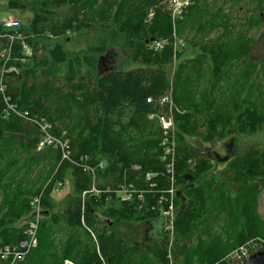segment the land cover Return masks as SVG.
<instances>
[{
    "label": "trees",
    "instance_id": "trees-1",
    "mask_svg": "<svg viewBox=\"0 0 264 264\" xmlns=\"http://www.w3.org/2000/svg\"><path fill=\"white\" fill-rule=\"evenodd\" d=\"M161 1L6 0L8 11L32 14L19 31L28 35L33 50L21 64L25 57L14 46L11 65L20 73L6 77L7 94L20 109L44 117L53 134L68 139L74 158L88 156L92 164H105L97 174L100 188L115 187L124 177L142 186L143 173L163 170L159 128L147 119L155 104L146 103L170 85L166 68L172 64V44L154 51L151 42L171 41V16L156 6L146 23L149 9ZM253 1L255 13L238 25L237 34L233 33L237 25L220 9L219 14L209 13L208 28L221 32L208 42L200 39L208 28L202 30L205 20L197 16L207 0H194L177 22L179 36L188 27L201 34L197 42L189 39L199 53L180 61L172 80L174 102L184 111L175 116V264H213L249 238H264V222L256 211L259 185L264 183V148L237 149L217 172L213 162L219 160L213 161L208 149L186 140L199 137L214 145L228 139L236 147L237 136H252L264 127V85L257 81L264 73V57L249 58L255 41L246 35L260 24L264 0ZM62 7L67 13L59 18ZM94 23L106 34L82 55L69 56L54 42L67 29L79 32ZM117 48L122 65L131 61L141 67L123 70L104 65L103 56ZM2 111L0 96V246L25 238L26 223L15 224L29 216L30 197L41 195L43 215L37 248L17 264H63L66 259L77 264H168L159 211L137 212L131 203L108 204L105 196L86 198L85 222L95 235V245L80 222V195L89 189L90 175L60 163L52 148L37 150L36 128L14 116L3 118ZM134 165L141 170H132ZM184 175L193 179L185 181ZM67 178L72 179L77 197L57 211L51 193L57 181ZM155 201L152 195L149 204ZM141 224L149 225L144 231L147 238L129 242L121 229L127 232Z\"/></svg>",
    "mask_w": 264,
    "mask_h": 264
},
{
    "label": "built area",
    "instance_id": "built-area-1",
    "mask_svg": "<svg viewBox=\"0 0 264 264\" xmlns=\"http://www.w3.org/2000/svg\"><path fill=\"white\" fill-rule=\"evenodd\" d=\"M6 1V0H0ZM194 0H167L168 11L172 21V35L170 40H154L151 42V48L159 51L171 42L172 44V62L175 63L179 51L182 49L184 42L177 37L176 23L181 19L188 7L193 4ZM211 2L213 0H207ZM154 15L151 10L149 17ZM21 22L15 16L7 14L0 16V96L3 102V118L11 116L17 117L27 124L36 128L39 133V142L37 150L49 147L56 150L60 156V163H67L73 167L82 169L91 177V185L80 195L82 227H86L85 211L86 198L88 197H106V203H131L135 211L140 212L145 209L150 211H159L162 218V228L166 235L167 241V260L168 264H174L171 256V249L174 245L175 234V200L177 196L176 185V124L175 116L183 114L184 111L179 109L174 102L172 88L163 95L146 99L147 104H155V110L147 115V119L158 125L159 128V148L160 160L163 163L161 172H145L141 175L142 186H138L134 182H129L126 177L115 187H98L97 174L105 167L103 162L95 164L90 163L88 156L74 158L71 153L70 143L68 139L57 136L52 133L51 124L37 114H30L26 109H20L7 94L8 75H19L20 68L11 65L12 51L15 45L19 46L24 57L21 64H25L29 57L33 55L31 45L28 43V35L19 31ZM75 31L69 29L65 31L62 37H71L75 35ZM134 171H140L138 165L132 167ZM63 186L61 181L55 184V190ZM155 195V204H149V200ZM41 195L32 202V215L26 223L24 231L25 238L14 245L0 246V264H17L37 248L38 245V229L42 219ZM264 248V238L252 237L243 242L241 245L233 249L219 261L213 264H231L234 260L240 259L251 251ZM63 264H77L69 259L64 260Z\"/></svg>",
    "mask_w": 264,
    "mask_h": 264
},
{
    "label": "rangeland",
    "instance_id": "rangeland-1",
    "mask_svg": "<svg viewBox=\"0 0 264 264\" xmlns=\"http://www.w3.org/2000/svg\"><path fill=\"white\" fill-rule=\"evenodd\" d=\"M166 1L167 0H162L158 5L155 4L153 7H151L149 9L147 17H146V23H149L151 21L153 16L149 17V13L151 10L154 11L156 6H159L160 9H162L163 11L169 12L168 8H167L168 3H166ZM253 6H255V1H253V0H221V1L218 0L215 2L214 1H211V2L207 1L206 6H204V5L202 6V11L199 12L200 15L197 17L198 18L202 17L203 20H205L204 29H202V30L206 31V28H208V24H209V13L218 12V14H219L220 9H222L223 13H225V15L228 16V18L231 20V23L237 25V28L234 27L235 29L233 31V33L237 34L238 30L241 29V27L238 25L246 22L248 17L250 16V13L253 12V15H254L255 11L253 8H255V7H253ZM6 7H7L6 1H0V16L1 17L6 16L7 14H11V15L15 16L18 20H20V22H22L23 24L31 21L32 14L30 12L8 11ZM66 13H67V8L62 7L58 10L57 16L59 18H63L66 15ZM253 15H252V17H253ZM183 17L179 20H182ZM262 18H263V22L260 23L258 26L253 27L250 31H247V34H246L247 36L251 37L252 40L255 41V45L251 49L250 55H249L250 56L249 58L251 60H257L260 57H264V14L261 15V19ZM216 19H215V21H216ZM225 19H227V18H225ZM229 19H227L225 21H228ZM190 24H192V23H190ZM196 24L197 23L193 22L192 25H196ZM67 30H69V29H67ZM186 30L187 31L184 33V35L179 36L177 34V23H176L177 37L180 38L184 42V45H183L182 49L179 51L175 63L173 64V62H172V64L166 68L167 72H168V76H169L168 80L170 83V88H172V95H173L172 80H173V75H174V71H175L176 67L178 66L180 61L192 59L199 53L197 46L193 47L194 42H190L189 39H191V40L193 39V41H196L195 38L198 37L201 33L198 34V36L195 35L194 31H193V30H195V28H191V27H188ZM220 32H221V29L218 27L213 29V30L208 28V30L206 32H204V34L201 36L200 39H203L204 41L208 42L210 39H214L217 36V34H219ZM75 33H76L75 35L71 36V38L67 39V40H64L65 37H60L61 39H57V40H56V38H54L55 39L54 42L60 43L63 46L64 50L67 52V55H69V56L82 55L83 53H85L87 47L90 44H96L98 42L99 38H101L103 35L106 34V31L104 29H102L101 27H99L98 24L94 23V24H92L91 27L84 28V29L80 30L79 32H77L75 30ZM67 38H69V37H67ZM40 53H38V54H40ZM179 55H181L180 58H179ZM103 57H104V62H105L104 65L107 64V65H109L115 69L130 70V69L141 67L140 65L135 64L131 61L126 62L125 65H122L123 55L118 50V48L112 49V51L105 54ZM232 78H234V77L231 76V79ZM257 81L260 82V83H258L259 85H261V84L264 85V73H262V75L257 78ZM57 83H60L59 79L57 80ZM173 99H174V95H173ZM186 140L190 144H192L196 147L208 149V152L211 155L212 160L216 161V158L219 160V162H217V163L213 162L214 170L218 172V171L222 170L223 167L225 166L224 162L226 161V158L235 154L237 149L239 150V152L245 150L249 146H254V147H258L260 149H263L264 148V127L255 135H252V136L239 135V136H237L235 138L236 147L228 139L221 141V142H218L214 145H208V144L203 143L199 137H187ZM39 195H35V196H32L29 198L31 208H32V202ZM75 197H77V195L74 192L73 182H72V179H70V178L66 179V181L63 183V186L61 188H59L58 190H54L51 193V199L54 201L55 210H57V211L63 210L66 207L67 203ZM256 211L259 214L260 219L264 222V183L259 185V191H258V195L256 198ZM31 215H32V210H31L28 217L21 219L15 225L18 227L24 225L30 219ZM222 224L223 223L219 224L216 233L221 231L220 227L222 226ZM148 227H149L148 224H141L136 229H128L127 232H126V230L121 229V232L125 236L127 235L126 239L129 242H142L146 238V236H144L145 235L144 231H146ZM82 228L91 235V237H92V239L96 245L97 241L95 239V235H94L93 231L87 225H86V227H82ZM59 238H60V236L57 235L56 240H58ZM166 249H167V245H166ZM173 249H174V245L171 249V256L173 258V262H175L174 257H173Z\"/></svg>",
    "mask_w": 264,
    "mask_h": 264
},
{
    "label": "water",
    "instance_id": "water-1",
    "mask_svg": "<svg viewBox=\"0 0 264 264\" xmlns=\"http://www.w3.org/2000/svg\"><path fill=\"white\" fill-rule=\"evenodd\" d=\"M231 143L234 144V140H232ZM228 158H226V161ZM183 179L185 181H191L193 178L190 175H184ZM231 264H264V248L251 251L248 254L241 257L240 259L234 260Z\"/></svg>",
    "mask_w": 264,
    "mask_h": 264
},
{
    "label": "crops",
    "instance_id": "crops-1",
    "mask_svg": "<svg viewBox=\"0 0 264 264\" xmlns=\"http://www.w3.org/2000/svg\"><path fill=\"white\" fill-rule=\"evenodd\" d=\"M262 14H264V12H261V13H260V23L263 22V18L261 19V15H262Z\"/></svg>",
    "mask_w": 264,
    "mask_h": 264
},
{
    "label": "flooded vegetation",
    "instance_id": "flooded-vegetation-1",
    "mask_svg": "<svg viewBox=\"0 0 264 264\" xmlns=\"http://www.w3.org/2000/svg\"><path fill=\"white\" fill-rule=\"evenodd\" d=\"M146 238H147V235H146Z\"/></svg>",
    "mask_w": 264,
    "mask_h": 264
}]
</instances>
